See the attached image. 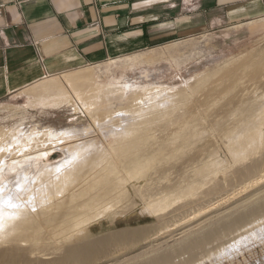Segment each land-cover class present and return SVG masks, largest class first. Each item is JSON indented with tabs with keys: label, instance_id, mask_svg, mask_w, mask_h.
<instances>
[{
	"label": "rangeland",
	"instance_id": "1",
	"mask_svg": "<svg viewBox=\"0 0 264 264\" xmlns=\"http://www.w3.org/2000/svg\"><path fill=\"white\" fill-rule=\"evenodd\" d=\"M71 72L76 75L72 80L62 77L66 73L57 76L70 96L64 108L47 103L60 89L36 101L28 89L26 95L0 102V198L9 199L19 185L31 182L46 200L39 208L46 214L32 237L25 235L40 223L37 215L28 219L27 231L19 222L0 228V253L15 247L12 253L19 256L15 263L9 254L0 264H57L54 259L71 239L93 237H107L99 254L103 260L84 264H146L149 256L200 243L192 258L181 252L176 262L166 264H264V16ZM93 81L128 82L123 97L109 95L114 113L103 121L95 111L87 112L75 92ZM131 92L143 95L133 110ZM49 127L66 133L16 153L33 136L31 129ZM102 158L113 163V173L94 172L101 170ZM83 162L91 168L83 171ZM127 165L136 173L126 172ZM71 173L77 174L74 182ZM41 176L54 183V193L50 182L39 180L42 186L46 182V192L35 182ZM88 176L106 178V184L121 179V186L89 189L97 200L61 203L70 192L77 194L76 184ZM240 215L243 222L227 226ZM46 218L56 220L45 223ZM140 227L143 235L114 237L116 231Z\"/></svg>",
	"mask_w": 264,
	"mask_h": 264
},
{
	"label": "crops",
	"instance_id": "2",
	"mask_svg": "<svg viewBox=\"0 0 264 264\" xmlns=\"http://www.w3.org/2000/svg\"><path fill=\"white\" fill-rule=\"evenodd\" d=\"M263 16L264 0H0V102L46 78Z\"/></svg>",
	"mask_w": 264,
	"mask_h": 264
},
{
	"label": "bare ground",
	"instance_id": "3",
	"mask_svg": "<svg viewBox=\"0 0 264 264\" xmlns=\"http://www.w3.org/2000/svg\"><path fill=\"white\" fill-rule=\"evenodd\" d=\"M86 70V69H85ZM85 70H82V71H85ZM88 70V69H87ZM74 72H68L66 74H64L62 77L63 78H66V80H72L76 77L75 74H73ZM90 74H93V73H90ZM61 77V78H62ZM123 79V78H122ZM122 79H121V82H122ZM120 80V79H119ZM60 78L58 77H52L50 78L49 80H47L46 78V81L44 82H41L39 83L38 85H34L33 87L29 88L28 90V94L33 96V98H35V101L38 100V98H42V97H47V96H51V97H54V95L56 94L55 93V89H60V93L59 95L55 96L54 98H52L50 101H48L47 103L51 104L53 106V108L55 107H62L61 105H63L64 103H66L68 101V99L70 98L69 96V93L67 91V88H65L63 86L62 83H60ZM118 81V80H117ZM120 82V83H121ZM125 82V81H124ZM127 82V81H126ZM125 82V83H126ZM112 83V82H111ZM115 83V82H114ZM119 83V82H118ZM125 83H122V84H110V83H104V82H98V81H93L89 84V88L85 91L83 90H75L77 96L81 99V101L83 102L84 106H85V109L87 110V112H92V111H95L96 114H97V119L103 121V120H106L108 117H110V114L112 115L113 113H111L113 107H110L108 104L111 103V100L109 99V95L111 94H118V95H121V97H123L125 95L126 92H124L126 89V87H128ZM128 83V82H127ZM134 85V84H133ZM151 85V84H150ZM132 86V85H131ZM130 86V87H131ZM138 86L139 88L141 86L139 85H136ZM134 85V88L136 87ZM153 86V85H152ZM133 87V86H132ZM144 87H147V86H144L141 88L144 90ZM74 88H82L80 85L78 84H75L74 85ZM137 88V87H136ZM158 88V87H157ZM141 89L139 90V93L141 91ZM136 90V91H138ZM145 90L147 91V88H145ZM144 90V91H145ZM129 91H130V88H129ZM135 91V90H134ZM130 93V92H128ZM138 93V92H137ZM133 94L131 92V95L129 96H132L133 94V97H129L131 99V103H130V108L129 109H137V106L139 105V103H141L142 101V98L140 94ZM128 96V94H127ZM126 96V97H127ZM143 96V95H142ZM132 99H134L132 101ZM128 102V100H127ZM68 104V103H67ZM71 104V103H70ZM128 104V103H127ZM45 105V104H44ZM47 106V105H45ZM43 106V108L45 107ZM140 106V105H139ZM138 106V107H139ZM49 107V106H48ZM51 107V106H50ZM70 106L67 107V109H69ZM105 107H110L109 109L107 110H103V108ZM46 108V107H45ZM44 108V109H45ZM52 108V107H51ZM64 108V107H62ZM66 108V107H65ZM141 108V107H140ZM47 109V108H46ZM114 110V109H113ZM131 110V111H132ZM142 110V109H141ZM59 111V110H58ZM65 111V110H63ZM115 111V110H114ZM130 111V110H129ZM130 111V112H131ZM48 112V111H47ZM53 112V111H52ZM72 112V111H71ZM137 112H140L137 110ZM136 112V113H137ZM132 113V112H131ZM27 114V113H26ZM27 116H31V115H28ZM32 118H35L32 116ZM31 119V118H30ZM29 121V120H27ZM98 121V120H97ZM54 124V122H53ZM56 124V123H55ZM54 124V125H55ZM21 125V124H20ZM53 125V126H54ZM28 126V124H27ZM45 126V124H44ZM44 126L42 128H44ZM59 126V125H57ZM25 127V125H24ZM46 127V126H45ZM50 128V127H49ZM45 129V128H44ZM30 130V129H29ZM43 130V129H42ZM42 130H37L35 131L34 130H30V131H34L33 133V136L31 137V139L27 140L24 144H22L21 147H18L16 153L17 154H21V153H24L25 151H28L30 149H33L35 146L39 145L40 146V143L44 144V145H47V140L46 139L47 137H60L62 136L63 133H66L65 131L62 132V131H59L58 128H46V130L42 131ZM41 131V132H40ZM23 133V132H22ZM31 134V133H30ZM64 135V134H63ZM66 135V134H65ZM7 136V135H6ZM5 136V137H6ZM3 138L2 141L6 140V138ZM64 137V136H63ZM26 139V138H25ZM64 140V139H63ZM1 141V142H2ZM25 141V140H24ZM11 143V142H10ZM34 145V146H33ZM88 145V144H87ZM90 145V144H89ZM42 146V145H41ZM38 147V146H37ZM83 147V146H82ZM36 148V147H35ZM85 148V147H84ZM85 150V149H84ZM25 156V155H24ZM23 157V156H22ZM32 157V156H31ZM37 157V156H36ZM18 158V157H17ZM29 158V156H28ZM31 160L30 161H34L32 160V158H30ZM34 159V158H33ZM23 160H25V157L23 158ZM27 160V159H26ZM29 160V159H28ZM27 160V161H28ZM36 161V160H35ZM34 161V163H35ZM19 162V160H18ZM23 161L21 160V163ZM32 163V162H31ZM37 163V162H36ZM14 164V163H13ZM18 164V163H17ZM7 164H5L4 166H6ZM16 165V163H15ZM14 165V166H15ZM22 165V164H21ZM20 165V166H21ZM24 165V163H23ZM101 170H95L94 172L95 173H98L100 175L104 174V173H113L115 168H114V165L113 163H111L109 160L105 159V158H102V161H101ZM19 166V167H20ZM81 166L80 167L83 171H87L88 169L91 168V164L89 163H86V162H83L81 163ZM8 167V166H7ZM12 167V166H11ZM10 168V166H9ZM16 168V166H15ZM18 168V167H17ZM8 169V168H7ZM11 169V168H10ZM14 169V167H13ZM21 169V167H20ZM52 169V168H51ZM140 169H143V168H140ZM23 170V169H22ZM124 170L126 172H128L129 174L131 173H136V169L133 170L131 165H127L124 167ZM133 170V171H132ZM7 171V170H6ZM9 171V170H8ZM46 171V170H45ZM53 171V169L51 170ZM29 172V170H28ZM41 173V172H40ZM54 173V171H53ZM66 173V172H65ZM64 173V174H65ZM42 174V173H41ZM49 174L51 175L52 173L49 172ZM97 174V175H98ZM27 173L24 174L25 178L26 177ZM50 175H47L49 177H51ZM20 176V175H19ZM18 176V177H19ZM57 176H60V175H57ZM22 177V175H21ZM20 177V178H21ZM69 179H71L73 182L75 180H77V174H70L69 176ZM98 177L100 176H88V178H85L84 180L82 181H79L76 186L78 185L79 186V191L77 192V194L75 192H70L68 197L66 198L65 201H61V203L63 202H67V201H75L74 198H80V197H85L84 200H86V202H89L91 200H97V196L96 195H90V192L88 191L89 189H93L94 187L96 186H100L102 188H104L103 185H105V188L108 189V190H112L114 188H118L120 187V181L121 179H115L111 182L110 179L107 181V184H106V178H102V179H97ZM19 178V179H20ZM23 177V179H25ZM54 178V177H53ZM57 178V177H56ZM17 179V180H19ZM50 179V178H49ZM29 180V179H28ZM39 180H41V184L44 182V181H48L51 183V181L47 180L46 178L44 177H39V179L37 178V184L39 182ZM19 181H22V180H19ZM30 181V180H29ZM43 181V182H42ZM24 182V180L22 181ZM27 182V181H25ZM39 182V184H40ZM3 183V182H2ZM14 183V182H13ZM18 183V182H17ZM62 183V182H61ZM25 185H19L18 188L17 186L15 187V199H14V195L7 198H0V228L3 227V226H6L7 224L9 223H13V222H19V223H22L24 224V231H27L28 228H30V226H28V219L31 218V215H37L39 216L40 218V223L36 221V225L32 226L29 230V233H27L25 236H29L32 237V234H33V231L35 230H38L39 229V224H41V214H46L45 210L42 209V212L41 213V210L39 209L40 207H44L46 206L44 203H46L45 201V198H41V196H38V188L35 186V184H32L31 182L30 183H23ZM38 184V185H39ZM40 184V186H42ZM17 185V184H16ZM46 185V182L44 183V185L42 187H44ZM48 185V184H47ZM38 186V187H40ZM49 186H52V187H49L52 188V191L50 193H54V183L52 182L51 184H49ZM32 187V188H31ZM42 187H40L41 189H43ZM12 188V187H11ZM45 188V187H44ZM75 188V187H74ZM44 190V189H43ZM74 190V189H73ZM78 190V188H77ZM17 191V192H16ZM2 192V191H1ZM11 192V191H9ZM19 192V193H18ZM44 192V191H43ZM45 192H46V188H45ZM3 193V192H2ZM87 193V195H85ZM48 194V193H47ZM28 196V198H26ZM47 196V195H45ZM50 196V195H49ZM88 196V198H86ZM43 197V196H42ZM83 199V198H82ZM86 202H80L82 204L86 203ZM76 203V202H74ZM79 204V202H77ZM77 204V205H78ZM48 205V204H47ZM52 205V203H51ZM259 207H262V206H259ZM15 209V210H12V209ZM46 208V207H45ZM73 208V207H72ZM75 208V207H74ZM73 208V209H74ZM17 209V210H16ZM27 209V210H26ZM260 209V208H259ZM26 210V211H24ZM33 210V211H32ZM40 210V211H39ZM47 211V210H46ZM49 214V213H48ZM54 214V213H53ZM69 214H72L71 213V210H70V213ZM257 214V212H256ZM43 216V215H42ZM50 216V215H49ZM48 216V217H49ZM53 216V215H52ZM252 216V215H251ZM249 216V217H251ZM47 217V218H48ZM51 217V216H50ZM19 218V219H18ZM46 218V220H47ZM244 218L243 215H240L239 218H236L234 219V221H228L226 224L228 227H234L233 225H235L236 222H241L242 219ZM43 219V218H42ZM58 219V218H57ZM247 219V218H246ZM45 218L43 219V222H44ZM49 221L53 222L55 221L54 219H48ZM48 220L45 222L47 223ZM245 221V219H244ZM230 222V223H229ZM243 222V221H242ZM50 223V222H49ZM38 224V225H37ZM50 224H53V223H50ZM26 227V229H25ZM70 227V226H69ZM71 228V227H70ZM227 229H232V228H225V230L227 231ZM32 233V234H30ZM143 233V228H130V229H126V230H121V231H116L114 233V237L115 239L117 240H127V239H131V238H134V237H137L139 235H141ZM218 234V233H217ZM143 235V234H142ZM216 235V234H215ZM2 236L3 237H6V231L4 233H2ZM24 236L23 232L21 233V235L19 236V240H20V237H21V240L22 239H25L22 238ZM108 236V235H107ZM149 237H146L145 239H147V241H149ZM107 238V237H106ZM106 238H101L100 240H97L96 237H93V238H90V239H87L85 241H79L80 239L79 238H73L70 240V245H67L66 244V248L64 249L61 257H58L57 259H54L57 264H84V263H87L89 261H95L97 259H102V257L99 256V254L103 251V249L106 247L105 244H106ZM151 238V237H150ZM4 239V238H3ZM209 239H211L209 237ZM214 239V238H213ZM20 240V241H21ZM24 241V240H23ZM109 241V240H108ZM22 243V242H20ZM204 245L206 242H203ZM34 244H37V243H34ZM199 244V243H198ZM197 246H201V243L200 245H189V244H186L180 248H173L171 251H168L167 253H164L162 255H159L158 257H153L151 259L150 256L148 258V261L146 264H166L168 262L172 261L173 262H176V258L178 256V254L180 253V256H181V252H186L188 253V255L190 256L188 259L192 258V253L196 250ZM32 247V246H31ZM32 248H35V247H32ZM199 248V247H198ZM202 248V247H201ZM17 248L13 247V249L11 250H8V251H5L3 253H0V258H5L7 255H11L13 256L14 258V261L15 263L18 262L19 260V256L16 255L15 253L13 254L12 252H14ZM107 249V248H106ZM105 249V252L107 253L108 250ZM31 252V251H30ZM34 251H32L33 253ZM109 253V251H108ZM107 253V254H108ZM13 254V255H12ZM106 254V255H107ZM109 255V254H108ZM107 255V256H108ZM186 255V254H185ZM110 256V255H109ZM179 256V257H180ZM100 257V258H98ZM104 257V256H103ZM108 258V257H107ZM3 260V259H2ZM11 260V259H10ZM103 260V259H102ZM143 260V259H141ZM146 260V259H145ZM22 261V260H21ZM33 262V260H31ZM36 261V260H34ZM144 261V260H143ZM3 262V261H2ZM37 262V261H36ZM190 262V260H189ZM188 262V263H189ZM38 263V262H37ZM19 264V263H18ZM40 264V263H39ZM93 264H96V263H93ZM99 264H103V263H99ZM145 264V263H144Z\"/></svg>",
	"mask_w": 264,
	"mask_h": 264
}]
</instances>
